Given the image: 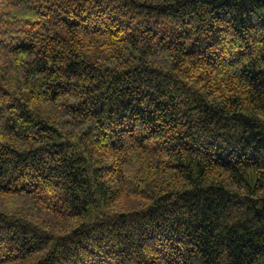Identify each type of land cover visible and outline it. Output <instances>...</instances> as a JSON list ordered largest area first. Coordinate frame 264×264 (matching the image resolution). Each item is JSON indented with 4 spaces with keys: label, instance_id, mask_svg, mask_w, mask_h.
Wrapping results in <instances>:
<instances>
[{
    "label": "trees",
    "instance_id": "obj_1",
    "mask_svg": "<svg viewBox=\"0 0 264 264\" xmlns=\"http://www.w3.org/2000/svg\"><path fill=\"white\" fill-rule=\"evenodd\" d=\"M0 264H264V0H0Z\"/></svg>",
    "mask_w": 264,
    "mask_h": 264
},
{
    "label": "rangeland",
    "instance_id": "obj_2",
    "mask_svg": "<svg viewBox=\"0 0 264 264\" xmlns=\"http://www.w3.org/2000/svg\"><path fill=\"white\" fill-rule=\"evenodd\" d=\"M142 202V201H141ZM140 204V200L138 199H132V198H128V199H124L119 205H118V209H125V208H129L132 206H137Z\"/></svg>",
    "mask_w": 264,
    "mask_h": 264
}]
</instances>
